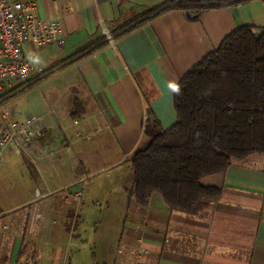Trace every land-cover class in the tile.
Returning a JSON list of instances; mask_svg holds the SVG:
<instances>
[{
    "label": "crops",
    "instance_id": "obj_1",
    "mask_svg": "<svg viewBox=\"0 0 264 264\" xmlns=\"http://www.w3.org/2000/svg\"><path fill=\"white\" fill-rule=\"evenodd\" d=\"M35 1L39 16L59 18L63 25L61 46H28L48 57L53 69L31 89L53 81L58 91L56 104L25 114H48L36 150L46 153L51 148L67 147L65 158L51 164L45 179L26 159L44 184V195L65 188L47 186L52 170L57 165L74 170L78 151L91 142L74 141L62 129L74 109L83 113L102 110L106 130L93 140L105 147L110 138L108 143L121 149L112 163L85 170L82 167L77 170L78 177L83 173L90 176L109 165L128 164L144 139L147 116L158 119L163 127L173 123V88L180 77L233 29L248 24L258 33L264 28V1L248 0L204 10L196 18L189 17L184 9H170L109 39L107 35L116 34L121 26L166 0ZM99 41L105 44L59 69L62 62ZM42 71L35 70L32 77H39ZM23 94L15 98L19 100ZM75 100L80 103L75 104ZM261 155L234 160L226 170L203 176L201 183L220 187L221 195L193 214L171 211L156 192L145 207H140L129 195L130 184L127 190L121 186L118 198H122L125 223H80L76 231L75 227L71 230V208L66 223H4L8 230L0 233L4 236L0 264H66L71 235L75 236L73 264H264ZM46 159L51 162L50 157ZM80 180L69 184L77 188ZM139 235L149 252L136 258L127 250ZM120 247H124L121 252Z\"/></svg>",
    "mask_w": 264,
    "mask_h": 264
},
{
    "label": "trees",
    "instance_id": "obj_2",
    "mask_svg": "<svg viewBox=\"0 0 264 264\" xmlns=\"http://www.w3.org/2000/svg\"><path fill=\"white\" fill-rule=\"evenodd\" d=\"M244 1L248 0H166L111 37L170 9H184L196 18L204 10ZM252 28L245 24L233 29L180 77L173 88L175 119L171 125L163 127L158 119L146 117L144 139L128 159L129 195L138 206L145 207L156 192L171 211L196 213L221 195L220 187L201 183L203 176L224 171L232 161L251 154L264 155V28L258 33ZM103 44L88 46L62 62L59 69ZM52 72L51 68L16 84L0 96V103L23 94ZM82 113L74 109L71 116Z\"/></svg>",
    "mask_w": 264,
    "mask_h": 264
},
{
    "label": "rangeland",
    "instance_id": "obj_3",
    "mask_svg": "<svg viewBox=\"0 0 264 264\" xmlns=\"http://www.w3.org/2000/svg\"><path fill=\"white\" fill-rule=\"evenodd\" d=\"M27 52L34 63L39 62L44 72L52 68L48 57H43L37 50L29 47ZM63 90L67 91L68 88L63 87ZM57 92L56 82L53 81L27 90L19 98L23 114H35L41 109L50 108L58 102ZM94 138L95 136L83 146L85 148L80 146L83 149L77 153L74 170L61 165L52 170L47 186L56 189L63 185L65 188L50 195H44L46 188L37 179L32 164L24 156L15 154L8 148L4 153V162L0 164V209H12L4 212L0 222L66 223L71 218L67 212L71 208L73 215L68 222L73 223L71 230L75 227L76 231L80 223H125L122 198H118L121 186L127 190L132 182L129 162L119 166L109 165L90 176H85V173L79 177L77 175V170L82 167L84 170L99 168L102 164L112 163L121 155V149L108 143L110 138H107L105 147L101 145V141L93 140ZM80 179L82 182L76 184L77 190L69 184ZM71 237L72 242L66 251V264H73L75 236ZM3 239L4 236L0 234V243Z\"/></svg>",
    "mask_w": 264,
    "mask_h": 264
},
{
    "label": "built area",
    "instance_id": "obj_4",
    "mask_svg": "<svg viewBox=\"0 0 264 264\" xmlns=\"http://www.w3.org/2000/svg\"><path fill=\"white\" fill-rule=\"evenodd\" d=\"M107 38L111 39V36L107 35ZM50 44H63V25L59 18L39 16L35 0H0V96L16 84L28 80L35 70L42 71L32 61L27 47L40 48ZM47 115L23 114L17 98L0 103V164L4 162V153L9 148L33 163L41 179L47 177L46 171L51 164L63 160L67 153V147L51 148L46 153L36 150ZM102 118V110L83 113L71 117L61 127L72 135L74 141L88 142L105 132ZM48 156L50 163L46 162ZM4 215L0 209V220ZM7 230L8 225L0 222V233ZM123 250L124 247L119 248L120 252ZM127 251L136 258L149 252L140 235Z\"/></svg>",
    "mask_w": 264,
    "mask_h": 264
}]
</instances>
